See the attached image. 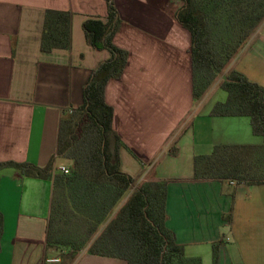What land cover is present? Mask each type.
<instances>
[{"label":"crops","instance_id":"0c3cea01","mask_svg":"<svg viewBox=\"0 0 264 264\" xmlns=\"http://www.w3.org/2000/svg\"><path fill=\"white\" fill-rule=\"evenodd\" d=\"M113 1L121 20L114 43L130 56L105 99L114 109V130L137 157L123 150L122 172L138 183L169 182L167 227L189 257L213 264L217 245L218 264H264V185L194 180L196 156L217 145L262 143L249 118L210 117L223 102L214 96L222 78L200 102L193 100L191 35L167 13L178 4ZM46 10L73 14L69 51L41 52ZM107 16L105 0H0V163L45 168L56 155L61 118L82 106L92 71L110 58L87 43L84 23ZM232 70L264 88V21L225 75ZM61 167L71 169V162L56 160L54 172ZM52 199V179L0 171V264H60L62 253L46 246ZM73 264L126 262L83 251Z\"/></svg>","mask_w":264,"mask_h":264},{"label":"trees","instance_id":"16d2710c","mask_svg":"<svg viewBox=\"0 0 264 264\" xmlns=\"http://www.w3.org/2000/svg\"><path fill=\"white\" fill-rule=\"evenodd\" d=\"M105 1L106 22L88 19L83 28L87 43L108 51L110 58L92 71L82 106L61 118L56 155L45 168L10 161L0 163V171L14 169L25 178L53 180L46 246L62 253L60 264H73L83 251L126 264H203L200 257L187 256L167 227L169 182L138 183L121 170L123 150L137 157L114 130V109L105 91L110 81L121 79L130 54L114 43L121 20L114 1ZM173 2L178 7L167 13L191 35L193 100L200 102L222 78L219 86L228 97L213 107L210 117L249 118L253 135L262 139L259 145H217L210 155L196 156L194 180L264 185V88L238 71L225 75L264 21V0ZM72 18L69 11L46 10L42 53L71 49ZM59 159L71 162L70 175L54 172ZM2 233L0 213V244ZM218 251L213 246V264H218Z\"/></svg>","mask_w":264,"mask_h":264},{"label":"rangeland","instance_id":"374dc122","mask_svg":"<svg viewBox=\"0 0 264 264\" xmlns=\"http://www.w3.org/2000/svg\"><path fill=\"white\" fill-rule=\"evenodd\" d=\"M217 99H219L220 101H223V102H225L226 100H227V97H228V95H227V93L225 92V91H223L222 89H217L216 91H215V95H214ZM255 138H257V139H259L258 137H255ZM260 140H261V142H262V139L260 138ZM63 165H68L69 163L68 162H66V161H63V163H62ZM187 256H189V254H187Z\"/></svg>","mask_w":264,"mask_h":264},{"label":"built area","instance_id":"2783aa9c","mask_svg":"<svg viewBox=\"0 0 264 264\" xmlns=\"http://www.w3.org/2000/svg\"><path fill=\"white\" fill-rule=\"evenodd\" d=\"M60 172L63 173V174H65V175H70V174H71V169L66 168V167H61V168H60ZM230 183H231L232 185H235V184H236V183L233 182V181H231ZM53 261H57V262H58V260H53Z\"/></svg>","mask_w":264,"mask_h":264}]
</instances>
